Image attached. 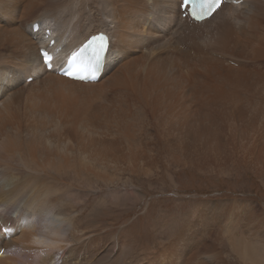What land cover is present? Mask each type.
Listing matches in <instances>:
<instances>
[{
	"label": "bare ground",
	"instance_id": "6f19581e",
	"mask_svg": "<svg viewBox=\"0 0 264 264\" xmlns=\"http://www.w3.org/2000/svg\"><path fill=\"white\" fill-rule=\"evenodd\" d=\"M180 4L0 0V264H264V208L250 199L143 216L147 236L105 229L133 212L142 178L264 184V0L202 24ZM100 36L112 44L97 82L41 65L52 40L89 62Z\"/></svg>",
	"mask_w": 264,
	"mask_h": 264
},
{
	"label": "rangeland",
	"instance_id": "374dc122",
	"mask_svg": "<svg viewBox=\"0 0 264 264\" xmlns=\"http://www.w3.org/2000/svg\"><path fill=\"white\" fill-rule=\"evenodd\" d=\"M167 25H163L162 28H165ZM142 179L134 181V184L136 185L137 188V189L135 188L134 190H138L139 193L143 194V197H141L142 199L140 198L139 203L136 202L134 198H129L130 200H128L127 208L128 209L130 208V210L133 211L130 213L131 215L129 214L128 217L126 218L125 216L118 215V213L120 214L121 212H116V214L120 218L119 219L118 216L114 213L116 215L115 217L117 219L116 220L117 224L115 226H110L108 224L105 225V229L107 231L110 230V232H113L111 233L110 237L115 236L120 232H127L128 228L130 229L129 226H131V224H134L133 227L140 235V232L142 233V231L147 228L146 226H144V224L143 225L136 224L137 223L136 220L138 218L144 223V218H146V216L149 215L148 220L150 224L151 223L153 224L155 220H157V216L159 214L164 215L165 213H167V216H172V217L177 216L176 218L180 219V217L185 215L184 213H186V210L190 209L195 204H200V203L202 204V202L203 204H205L209 202H221L227 199H234V198L241 199L244 201H248L250 199L252 201L257 202L259 206L264 208V184H262L259 179H256L254 177H251L249 180L241 182V181H236L234 179L231 180L228 178L225 179V178L204 177L203 175L190 171L186 173L180 172V174L177 175L176 183L178 184V187L181 188L175 190L172 188H171L172 190L171 189L168 190L166 187L161 186L160 183L159 184L151 183L150 185V183L146 181V178H142ZM141 187L144 188L145 191L139 189ZM162 188L166 190L164 196H162L161 194V192H163ZM105 191L106 193H104L103 196L100 195L102 199L100 197L99 198L100 200L98 199L94 203V205H96V203L100 202L103 199L109 201V198H106L108 197L106 194L110 193V188H106V190L104 189V192ZM131 200L132 202H129ZM133 201L135 203H133ZM150 204H154L153 209ZM90 209L91 208H89V210ZM112 209L107 210V212L110 215L111 213H113V211H111ZM108 213L107 215H109ZM152 213L154 214L153 216H151ZM178 213H180L179 217L177 215ZM181 221L182 220H180L179 223ZM104 233L106 232L104 231ZM148 234H150L149 230L147 231V233H145V235L147 236ZM136 245H135L136 248H138L139 243H137ZM225 247L226 245H224V248ZM225 251L227 253V256L231 255L229 249H225Z\"/></svg>",
	"mask_w": 264,
	"mask_h": 264
},
{
	"label": "snow or ice",
	"instance_id": "6c2138e0",
	"mask_svg": "<svg viewBox=\"0 0 264 264\" xmlns=\"http://www.w3.org/2000/svg\"><path fill=\"white\" fill-rule=\"evenodd\" d=\"M225 2V0H183L184 5H197L199 10H196L194 8L191 12V15L196 20H203L207 16H210L213 12H215L218 8L221 7V5ZM228 3H238V0H227ZM99 41V51L95 54L96 59L98 60L100 57V53L105 50V42L106 38L104 36H100L97 38ZM53 58L48 55L47 53H44V62L46 64H49ZM74 57V61H75ZM94 68V65L89 64L87 68L77 67L74 72L69 73L70 75H73L75 78L79 79H87L88 76L82 74L86 70H92ZM92 78H95L94 75ZM5 233H7L8 229L3 230Z\"/></svg>",
	"mask_w": 264,
	"mask_h": 264
}]
</instances>
